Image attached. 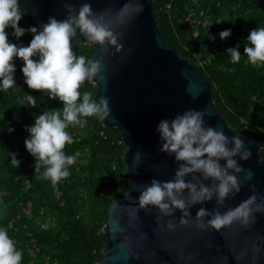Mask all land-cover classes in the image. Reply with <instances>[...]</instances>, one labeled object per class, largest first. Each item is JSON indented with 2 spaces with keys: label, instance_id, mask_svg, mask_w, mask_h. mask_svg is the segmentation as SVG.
Listing matches in <instances>:
<instances>
[{
  "label": "trees",
  "instance_id": "1",
  "mask_svg": "<svg viewBox=\"0 0 264 264\" xmlns=\"http://www.w3.org/2000/svg\"><path fill=\"white\" fill-rule=\"evenodd\" d=\"M156 18L169 45L181 56L198 63L213 86L215 108L236 130L260 144L264 154V64L252 65L244 55L250 32L264 27V0H154ZM23 13L19 26L37 27L32 14L19 0ZM231 29L228 38L220 33ZM11 43L28 46L31 32L17 39L6 29ZM239 45L241 59L231 61L229 48ZM96 44H79L74 52L87 59ZM39 59L38 56L33 57ZM16 85L0 89V228L7 230L21 264H94L106 251L105 219L108 205L132 175L125 162L122 132L109 128L96 117H81L87 123L67 129L73 143L65 155L75 157L68 166L70 175L53 184L35 173V158L27 151L25 139L35 118L47 110L63 107L58 98L29 89L24 62L14 60ZM81 93L98 88L85 81ZM33 95L36 106L27 103ZM14 131H9V129ZM11 153L21 160L11 164Z\"/></svg>",
  "mask_w": 264,
  "mask_h": 264
},
{
  "label": "water",
  "instance_id": "2",
  "mask_svg": "<svg viewBox=\"0 0 264 264\" xmlns=\"http://www.w3.org/2000/svg\"><path fill=\"white\" fill-rule=\"evenodd\" d=\"M20 1L41 31L49 17L66 18L64 4L67 2L77 10L82 4L90 3L93 11L103 13L104 22L121 34L119 47L88 41L79 32L78 40H73V50L79 44L97 45L90 60H102L103 66L90 81L98 88L97 101L99 97L110 98L111 113L103 122L122 132L125 162L132 175L131 181L108 205L104 226L106 251L94 264H264V213H254L255 220L247 226L234 221L220 231L200 230L195 225V216L201 207L209 211L218 207L215 197L190 208L193 218L190 225L179 224L183 215L179 209L174 216L161 221H157L159 210L153 206L140 209L138 218L129 215L139 207L140 192L135 190L138 185H150L153 178L174 179L178 162L174 155L159 150L162 144L156 129L161 120L172 119L189 109L205 111L206 126L222 128L229 137L239 136L245 148L252 152L248 160L236 157L252 175L246 178L245 173L237 174L242 181L241 190L227 198L219 211L224 213L235 208L254 194H259L258 201L264 198V163H261L264 154L260 144L236 130L215 108L212 83L197 62L181 56L177 47L168 44L156 18L154 0ZM138 151L143 156L137 167L133 159ZM193 175L202 179L199 173L189 174L185 179L191 181ZM204 183L211 185L213 181ZM126 193H131L134 199H125ZM169 219L177 225L175 231L166 228ZM161 225H165L163 230ZM122 243L125 248L120 247ZM255 248L260 251L257 253ZM242 252L243 259L237 260ZM180 253L185 259H181ZM189 255L194 259L187 260Z\"/></svg>",
  "mask_w": 264,
  "mask_h": 264
},
{
  "label": "clouds",
  "instance_id": "3",
  "mask_svg": "<svg viewBox=\"0 0 264 264\" xmlns=\"http://www.w3.org/2000/svg\"><path fill=\"white\" fill-rule=\"evenodd\" d=\"M67 16L63 20L49 17L43 29L32 26L28 29L19 26L23 13L20 11L19 0H0V89L7 91L16 85L14 74L15 58L24 62L21 71L29 89L46 92L51 99L63 102L62 108L47 110L35 118L32 126H25L30 133L24 143L27 151L35 158V173L44 171L40 179H50L53 184L66 179L70 173L68 166L75 163V157L65 155L66 145L73 143V137L67 131L70 125L87 123L81 117H96L104 121L111 113L110 98L93 99L92 93L80 89L85 81L93 80L101 71L102 60H89L84 55L77 56L73 50V40H78V32L88 41L101 45H118L121 34L115 33L109 24L105 23L103 13H95L90 3H84L77 10L74 5L65 2ZM11 26L13 35L19 39L26 32L33 34L28 46L11 43L6 29ZM221 39L231 35V29L220 34ZM247 41L251 46H245L244 55L252 65L264 64V27H258L250 32ZM231 61L237 63L241 59L239 45L227 49ZM38 56L39 59L33 57ZM27 103L21 105L36 106L33 95L27 96ZM205 111L186 110L172 119L160 121L156 131L160 134L161 152L174 155L178 168L174 179L161 181L153 178L150 185L140 184L135 190L140 192L139 207L129 213L138 218L140 209L147 210L149 206L158 208L157 221L164 217L174 216L177 209L183 215L179 218L181 226L193 223L190 208L195 204H203L216 198L217 208L209 211L201 207L195 216V225L200 230L215 229L220 231L225 226L239 221L249 225L255 220L254 213H264V198L258 201L254 194L241 202L237 207L221 213L219 206L225 200L235 196L241 190L242 181L237 174L245 173L250 178L252 173L245 170L236 159L248 160L252 152L245 148L244 141L239 136L229 137L221 128L217 130L206 126ZM14 131V129H9ZM231 145V147L229 146ZM143 153L138 151L133 159L137 167L142 162ZM221 161H226L222 164ZM264 163V161H261ZM11 164L19 168L21 160L16 153H11ZM156 168L161 167L156 165ZM199 173L202 179L193 175L191 181L185 178L189 174ZM211 179L213 183H204ZM255 189V185H253ZM185 190L187 195L185 196ZM125 199H134L131 193L125 194ZM211 217L210 219H205ZM165 225H161V229ZM177 225L171 219L166 228L175 231ZM123 231V229H121ZM120 247L125 248V244ZM258 253L259 248H255ZM245 253H240L237 260L243 259ZM181 259H185L180 253ZM187 260L194 259L189 255ZM256 259V257H253ZM22 253L17 250L14 241L4 228H0V264H21Z\"/></svg>",
  "mask_w": 264,
  "mask_h": 264
}]
</instances>
